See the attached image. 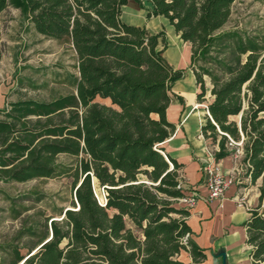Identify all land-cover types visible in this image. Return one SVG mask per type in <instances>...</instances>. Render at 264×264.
Listing matches in <instances>:
<instances>
[{"label": "trees", "instance_id": "16d2710c", "mask_svg": "<svg viewBox=\"0 0 264 264\" xmlns=\"http://www.w3.org/2000/svg\"><path fill=\"white\" fill-rule=\"evenodd\" d=\"M130 1L143 7L141 0H0V14L18 10L38 35L65 39L77 70L68 79L74 92L0 110V182L70 176L76 206L51 220L49 232L47 224L21 230L16 239L28 245H0V264H184L182 252L194 264L205 259L190 237L189 210L175 206L186 196L182 165L165 154L170 171L161 146L174 131L166 109L183 72L162 56L164 32L122 21ZM149 2L146 18L164 17L190 45L199 101L209 80L201 135L218 147L214 161L234 154L230 140L241 143L244 178L260 181L259 206L242 227L249 264H264V36L221 31L235 0ZM59 156L73 160L59 163Z\"/></svg>", "mask_w": 264, "mask_h": 264}, {"label": "rangeland", "instance_id": "374dc122", "mask_svg": "<svg viewBox=\"0 0 264 264\" xmlns=\"http://www.w3.org/2000/svg\"><path fill=\"white\" fill-rule=\"evenodd\" d=\"M143 7L130 1L122 9V20L129 21ZM238 31L264 36V0H235L230 17L221 31ZM202 66L203 64L200 63ZM198 67V66H197ZM0 70L12 81V99L50 101L58 96L74 92L68 79L77 76L75 53L69 43L51 40L29 29L18 10L8 8L0 14ZM206 88L210 86L204 77ZM72 158L59 156V163L70 164ZM235 181L242 188L252 189L244 178L241 158L236 160ZM72 178L35 179L25 183L0 182V245L7 243L26 246L31 240H17V234L30 226L39 231L51 220H62L66 210L76 206L72 190ZM95 192L102 203V192L94 181ZM176 207L180 205L176 202ZM264 214V203L260 206ZM26 254L25 249L21 250Z\"/></svg>", "mask_w": 264, "mask_h": 264}, {"label": "crops", "instance_id": "0c3cea01", "mask_svg": "<svg viewBox=\"0 0 264 264\" xmlns=\"http://www.w3.org/2000/svg\"><path fill=\"white\" fill-rule=\"evenodd\" d=\"M151 10L147 0L143 10L139 9L132 19L124 22L145 27L150 34L164 32L167 47L162 56L174 70L183 72L182 78L172 86L175 96L171 97L166 109V119L174 125V131L161 146L166 158L168 156L182 165L177 173L183 181L185 195L197 198L195 204L187 208L189 216L186 224L192 233L191 240L205 255V259L198 264H249V248L244 243L246 235L242 225L249 212L259 206L260 181L252 189L239 187L238 182H234L222 199L208 198L205 166L213 161L221 167L224 175H229L236 162L232 156L214 161L213 154L218 147L210 146L201 135V126L207 117L203 105L211 101V86L206 88L205 96L199 101L198 87L190 69V45L180 39L164 17L147 19L146 15ZM12 93V81L0 70V110L5 108L6 103L15 102ZM178 260L194 264L186 252H182Z\"/></svg>", "mask_w": 264, "mask_h": 264}, {"label": "built area", "instance_id": "2783aa9c", "mask_svg": "<svg viewBox=\"0 0 264 264\" xmlns=\"http://www.w3.org/2000/svg\"><path fill=\"white\" fill-rule=\"evenodd\" d=\"M205 112H206V116L209 117L207 109H206V105H203ZM210 118V117H209ZM240 145L241 143H235L233 141H229L228 147L233 148L234 154L232 155L234 162H236V160L238 158L242 157V151L240 150ZM164 156V155H163ZM165 160L167 161L168 165H169V170H173V165L168 161V159L164 156ZM235 166V165H234ZM236 166L233 167V169L231 170L229 175H224L222 172L221 167L217 164L214 163L213 161L210 162L209 164H207L204 168V176H205V187L208 191V198L211 200H218V199H222L225 192L232 186V184L235 181V172H236ZM180 184H183V181L179 178ZM184 185V184H183ZM179 187V186H178ZM102 192V190H101ZM95 197L97 198L98 202L100 204H104V196H103V192H102V203L100 202V200L98 199V196L95 192ZM197 198L193 197V196H185L179 199H176L175 201L185 207V208H190L192 207L195 202H196Z\"/></svg>", "mask_w": 264, "mask_h": 264}, {"label": "water", "instance_id": "95a60500", "mask_svg": "<svg viewBox=\"0 0 264 264\" xmlns=\"http://www.w3.org/2000/svg\"><path fill=\"white\" fill-rule=\"evenodd\" d=\"M77 187H78V185H77ZM64 212H65V211H64ZM63 217H64V213H63V215H62L61 218H63ZM50 238H51V236L49 237V239H50ZM49 239H48V240H49ZM48 240H47V241H48ZM20 264H22V263H20Z\"/></svg>", "mask_w": 264, "mask_h": 264}]
</instances>
